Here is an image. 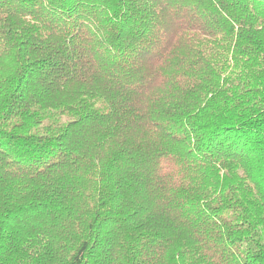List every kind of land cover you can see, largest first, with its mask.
<instances>
[{
    "label": "trees",
    "instance_id": "trees-1",
    "mask_svg": "<svg viewBox=\"0 0 264 264\" xmlns=\"http://www.w3.org/2000/svg\"><path fill=\"white\" fill-rule=\"evenodd\" d=\"M0 264H264V0H0Z\"/></svg>",
    "mask_w": 264,
    "mask_h": 264
}]
</instances>
